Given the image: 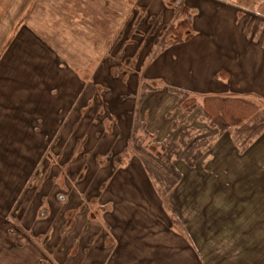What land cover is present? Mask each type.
<instances>
[{
  "label": "crops",
  "instance_id": "crops-1",
  "mask_svg": "<svg viewBox=\"0 0 264 264\" xmlns=\"http://www.w3.org/2000/svg\"><path fill=\"white\" fill-rule=\"evenodd\" d=\"M246 1L190 0L194 3L189 7L197 9L194 35L186 44L174 46L179 55L164 69L167 74L148 75L150 69H163L165 58L160 57L141 76L131 75L124 83L110 72L137 41L134 27L140 33L151 31L148 19L158 13L149 0H0V264L207 261L198 256L196 231L193 235L177 213L178 189L173 196L175 215L191 240L179 233L181 223L174 230L162 199L134 155L105 177L104 189L98 185L99 190L89 193L56 192L60 206L54 193L40 192L45 207L39 211L36 205L23 207L21 202L37 197L36 187L29 186L43 174L42 166L45 176L51 174L47 167L53 166L52 156L48 161L47 152L61 151L57 146L68 129L81 128L70 120L96 119L98 104L113 101L112 89L104 90L107 95L100 89L112 88L109 77L116 80L117 97L126 95V89L136 94L144 77L199 94L254 97L264 104V12L251 9L264 7V0L253 6ZM162 14L164 24L172 22L170 11ZM102 71L107 72V84H100ZM128 109L124 118L126 110L116 113L110 133L103 132L110 135L102 137L100 132L97 140L99 145H112L117 156L129 145L133 106ZM234 153L231 146L217 144L212 156L230 160L232 167L240 162V211L253 198L263 206L253 224L258 238L251 262L264 264V133L240 158ZM52 175L46 183L52 182Z\"/></svg>",
  "mask_w": 264,
  "mask_h": 264
},
{
  "label": "rangeland",
  "instance_id": "rangeland-1",
  "mask_svg": "<svg viewBox=\"0 0 264 264\" xmlns=\"http://www.w3.org/2000/svg\"><path fill=\"white\" fill-rule=\"evenodd\" d=\"M149 1L151 2L150 4H152V10L158 13L156 14L157 18L151 16L148 19L152 28L151 31L148 33L147 29L143 33H140L138 32V28L134 27L133 33L136 35H134L133 39L137 36V41H134L131 48L127 50L126 58H124V56H122V58H117L120 65L116 66V69L110 72L112 76L121 78L124 83L131 75L135 74V77L141 76L145 69L148 66L151 67L160 57L165 58L162 65L163 69H150L148 75L167 74V71L164 69L167 67L170 68L172 60L175 61L177 58H174L179 55L178 53L180 49L174 46L187 43H178L169 46L162 51L157 49L155 41L158 37V33L161 32L162 26L164 25L162 21V12L170 11L173 17V22L175 8L180 0ZM185 1L187 2V5L189 4L190 6L194 3L191 2L190 4V0ZM256 1L260 0H247L246 4L250 3V5L253 6ZM251 9H261V13L264 12V7H253ZM192 10L195 16L197 9L194 7ZM165 15L168 16V13L166 12ZM246 20L249 21L248 18ZM144 22L145 21L142 23ZM194 31L195 30H193V32ZM139 45L141 48L137 49ZM137 50H139L138 53H136ZM141 51L143 52L142 54H140ZM138 63L139 67L136 68ZM87 74L88 73H86V75ZM100 75L102 76L99 79L100 84H107L104 77V75H107V72L102 71L100 72ZM114 77L108 78L110 80H108L110 82L109 84L112 88H100L104 95H107L104 90L112 89L113 92H110V94L113 93V101L109 102L103 99L98 104L99 106L97 110L99 111V117L96 119H93L91 116L85 120H70L81 125V128L72 129L74 128L72 127L68 129V135L65 136L64 134L61 141L62 145L57 146L61 151H53L51 154L50 151L47 152L48 161L50 160L48 155L52 156L53 166L47 167V170H51V174L54 175L51 176L52 182H45L46 179H50L51 174L49 173L50 175L47 174L45 176L44 172L46 167L42 166V172L44 175L41 173L37 175V182H34L29 186V188H33L32 185L36 187L37 197L30 201L23 198L21 202L23 207L28 204H32L34 207L36 205L38 211L45 207V199L40 192L42 194L54 193V195H56V192H60L59 195L61 196L69 191H71V193L77 192L79 194L84 191L85 193L94 192L99 190V187H97L98 185H100V190L104 189L106 183H102V181L120 166H116L117 155H115L116 153L113 146L109 144L99 145L97 140L100 132V136L102 137L110 135H104L103 132L106 130V133H110L109 129L111 130L115 122H117L118 116L116 113L120 110H126L121 117L124 118V116L128 115L127 113L130 111L128 107L132 105V117L134 118V112L136 109L138 107L139 109L141 108L143 117L147 121L148 129L153 134V138L156 141H162L170 137L176 139L179 137L185 126L179 123L177 117L180 112V108L178 107L179 95L173 91L171 87L188 91L199 99L206 95H217L216 93H218L199 94L172 84H166V82L159 78H146L151 87L148 90L142 105H140L138 104L140 84L137 88L136 94H134L135 91H127L128 89L125 88V93L127 94L122 95L123 97H117L119 92H117V89L115 88L116 86H113L116 81ZM90 89L91 87L88 88V90ZM129 94L136 97H131ZM129 98H132L135 102L132 103ZM95 106L97 107V105ZM200 112L201 109L198 107L193 119L194 126L199 129L204 128V133L208 136H213L215 138V143L214 146L205 153L202 159L193 167L187 165L182 159L176 160V165L183 174L182 181L177 188V213L184 222H187L193 235H196L197 233V252L199 257L203 256L201 257L202 261L205 258L207 259L204 264H252L251 261H253L254 258L253 249L257 241L256 238H258V232L254 230L253 224L256 219H258L259 211L263 206L257 203L253 198L251 201L246 202L245 208L240 211V175L238 172L240 162L235 163V167H232L230 165V160L223 162L224 159L219 156L215 158L212 156L217 144L224 147L231 146L237 158H240V155L246 149L242 150L235 143L232 130L219 133L217 129H210L206 122L198 120L197 117ZM149 116L150 121H148ZM65 122L67 121L65 120ZM99 125V131H96V128ZM60 139L61 136L60 138L56 137L53 146H56L55 143ZM130 155L134 154L129 153L125 159H128ZM228 166H231V169H228ZM203 170L207 173L200 172ZM84 180L86 181L85 185L84 187H81V182ZM131 188H133V186H131L130 189ZM177 189L174 191L173 196ZM54 199L57 201V206H60L59 202L61 203V201L57 195ZM95 201L99 203L98 200L95 199ZM52 202L56 207V203L53 199ZM174 203V198H172L171 204L170 202L168 203L170 209H166L170 218H174V230H178V224L181 223L179 233L184 238L191 240V235L188 233L187 229L184 228L182 220L177 217L178 220L176 221L174 217ZM82 206L85 207L86 204ZM240 240L243 242L242 245H240ZM242 256L245 257L244 260H242ZM248 258L249 261L247 260Z\"/></svg>",
  "mask_w": 264,
  "mask_h": 264
},
{
  "label": "trees",
  "instance_id": "trees-1",
  "mask_svg": "<svg viewBox=\"0 0 264 264\" xmlns=\"http://www.w3.org/2000/svg\"><path fill=\"white\" fill-rule=\"evenodd\" d=\"M193 18V10L184 0H180L175 8L174 21L164 24L158 33L155 41L157 49L162 51L192 39ZM150 87L146 78L140 79L138 104L142 105ZM171 88L179 95L180 112L177 117L179 123L185 126L179 137L156 141L148 129L141 108L138 107L134 112L128 148L123 155L116 156L117 167L129 153H133L140 160L168 210V203L171 204L173 193L183 177L176 160L182 159L193 167L215 143V138L205 134L204 128L194 126L193 119L198 107L201 109L198 120L206 122L210 129H217L219 133L232 130L234 141L242 150L247 149L264 133V105L254 97L206 95L199 99L188 91ZM174 217L177 221L175 214ZM171 219L174 221L173 217Z\"/></svg>",
  "mask_w": 264,
  "mask_h": 264
}]
</instances>
